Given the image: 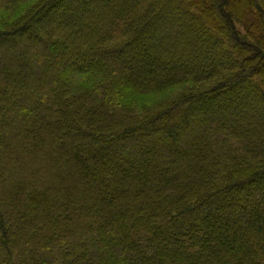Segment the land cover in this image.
I'll list each match as a JSON object with an SVG mask.
<instances>
[{"label":"trees","instance_id":"obj_1","mask_svg":"<svg viewBox=\"0 0 264 264\" xmlns=\"http://www.w3.org/2000/svg\"><path fill=\"white\" fill-rule=\"evenodd\" d=\"M0 264H264V0H0Z\"/></svg>","mask_w":264,"mask_h":264}]
</instances>
